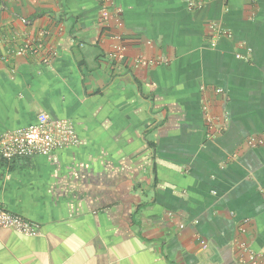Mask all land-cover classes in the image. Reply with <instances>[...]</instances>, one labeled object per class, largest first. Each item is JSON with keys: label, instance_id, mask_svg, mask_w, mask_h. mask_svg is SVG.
Listing matches in <instances>:
<instances>
[{"label": "crops", "instance_id": "obj_1", "mask_svg": "<svg viewBox=\"0 0 264 264\" xmlns=\"http://www.w3.org/2000/svg\"><path fill=\"white\" fill-rule=\"evenodd\" d=\"M115 1L122 65L100 0H0V135L46 113L80 140L0 162V208L41 231L0 230V264H241V242L264 253V146L247 143L264 132V0ZM25 43L39 53L16 56Z\"/></svg>", "mask_w": 264, "mask_h": 264}, {"label": "built area", "instance_id": "obj_2", "mask_svg": "<svg viewBox=\"0 0 264 264\" xmlns=\"http://www.w3.org/2000/svg\"><path fill=\"white\" fill-rule=\"evenodd\" d=\"M190 9H196L193 0L187 1ZM122 9L115 0H100L99 25L112 40L110 58L116 64H123L126 58L127 46L121 34H113L115 29H122L124 23L121 19ZM208 30L215 37L229 35V33L218 24L210 23ZM216 44L213 43L212 47ZM30 51L38 54L39 50L32 49L29 43L23 44L15 52L16 56L22 57ZM32 53V54H33ZM51 56H57L53 51L48 52ZM49 55L43 58V63H49ZM237 58H242L237 55ZM140 63L146 64L141 61ZM217 94H224L223 89H216ZM204 118L208 129V137H213L217 125L216 117L210 113L208 105L203 106ZM223 128H221V131ZM80 143L74 124L66 119H52L46 113H41L38 122L28 128L7 131L0 135V162H13L15 160H31L37 157H46L56 150H64L78 146ZM247 143L252 147L264 146V132L251 136ZM10 229L19 234L36 237L41 234L40 225L30 222L24 217L10 213L0 208V230ZM204 249L208 248L206 242L202 243ZM240 262L241 264H264V253L255 252L249 244L241 242Z\"/></svg>", "mask_w": 264, "mask_h": 264}]
</instances>
